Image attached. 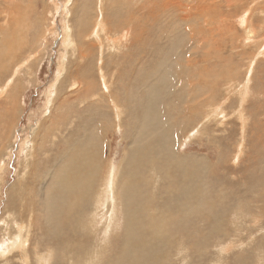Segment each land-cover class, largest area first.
<instances>
[{"label":"rangeland","instance_id":"374dc122","mask_svg":"<svg viewBox=\"0 0 264 264\" xmlns=\"http://www.w3.org/2000/svg\"><path fill=\"white\" fill-rule=\"evenodd\" d=\"M0 264H264V0H0Z\"/></svg>","mask_w":264,"mask_h":264},{"label":"bare ground","instance_id":"6f19581e","mask_svg":"<svg viewBox=\"0 0 264 264\" xmlns=\"http://www.w3.org/2000/svg\"><path fill=\"white\" fill-rule=\"evenodd\" d=\"M99 27H101V26H99ZM99 31V30H98ZM95 33V32H94ZM124 38V37H123ZM185 67V66H184ZM163 84V83H162ZM246 89V88H245ZM250 89V88H249ZM110 92L108 91L107 92V94H109ZM126 93V92H125ZM126 95H127V93H126ZM154 95V94H153ZM149 97V96H148ZM246 98V97H245ZM117 100H119V99H114L113 97H112V95L110 94V100H109V104H110V107L112 106V108H114L113 106H118L119 105V103H118V101ZM245 100V99H244ZM243 100V101H244ZM119 102H120V100H119ZM121 104V103H120ZM152 104V103H151ZM116 107H115V109H116ZM194 107H195V105H194ZM193 107V108H194ZM190 113H191V111H190ZM145 115H146V118H147V113H145ZM64 116V115H63ZM60 116L59 115H57V116H54V119H56L57 120V118H59ZM62 119V121H61V123H58V125L59 124H62V126H64V128L65 129H67L66 128V123L63 125V121H64V119H65V116L64 117H61ZM54 123H56V122H54ZM54 125H56V124H54ZM57 125V126H58ZM59 127H61V126H59ZM59 127H55L57 130L58 129H60ZM156 127V126H155ZM62 129H63V127H61ZM55 129V130H56ZM65 129H64V131H65ZM51 130L53 131L54 129H53V127H51ZM61 130V129H60ZM61 133V134H60ZM59 134H60V145L61 146H59V148H62L63 150L62 151H60L59 149H58V151H57V153H54V154H51V157L53 156V158H55L54 160H55V162L54 163H56L55 164V166H59L58 167V169L57 170H55L56 171V174L54 175V177H53V189H52V191L53 192H57V190L58 191H61L62 192V189L61 188H63V187H65L66 188V192H67V197H68V199H70V197L71 196H77V191H73V187H72V189L70 190H68L67 191V186H71V184H73L72 182H76L77 180H78V182H77V184H78V187L79 186H81L83 183H84V181L82 182V184H80V182L82 181V178L83 177H85L86 175H88V174H90L91 173V178H93V180H92V183H86L85 185H88V186H90V187H92V191H93V185H95V180H96V178H95V170L96 169H99V166H92V161H93V157H92V159L91 160H89V158H88V151H89V146H92L93 145V142L91 141V140H85L84 141V137H83V135H79L78 137H77V144H74V143H70V141L68 140V137L69 138H72L73 136H75L76 135V131L75 130H71L69 133H67V130L65 131V133L64 134H62L63 132H60ZM59 134L57 135L58 137H59ZM44 138L46 137V135H42ZM77 136V135H76ZM44 138H42V140L44 139ZM67 138V139H66ZM49 139H50V137L48 136L47 138H45V141L48 143L49 142ZM49 147V146H48ZM76 148V150H74ZM79 148V149H78ZM43 150H45V149H43ZM41 151H42V149H41ZM41 151L39 152V154H41ZM49 151L50 152H54L53 151V148H51V147H49ZM90 152V151H89ZM44 155V154H43ZM42 156V155H41ZM63 159V162L61 161ZM175 159V158H174ZM34 161H35V159H34ZM166 161V160H165ZM175 161V160H174ZM52 164V163H51ZM166 164H167V162H166ZM33 165H36V163H34L33 162ZM55 171H52V173L53 172H55ZM75 171V172H74ZM74 172V173H73ZM40 174V173H39ZM53 176V175H52ZM170 176H173V173H171V175ZM106 177H108V176H106ZM74 178V179H73ZM105 178V177H104ZM111 179H112V177H110ZM73 179V180H72ZM107 180H109V179H107ZM107 180H106V182H104V183H107ZM111 184H112V182H108V184L106 185L107 187H110L111 186ZM75 185V184H74ZM78 187H76V188H78ZM65 192V193H66ZM107 192H108V190H106V192H105V195H107ZM62 193H64V192H62ZM109 193V192H108ZM51 192H50V196H51ZM59 194V193H58ZM110 194V193H109ZM109 194H108V196H109ZM105 195H102V197H104ZM49 196V197H50ZM63 196H64V194H63ZM66 196H64V198H66ZM112 196V195H111ZM53 198V197H52ZM63 198V197H62ZM107 199H108V197H106ZM112 198H114V197H111V199ZM48 200V199H47ZM50 200V199H49ZM52 200V199H51ZM65 200V199H64ZM75 199H70L69 200V204H70V202H72V201H74ZM110 200V199H109ZM68 201V200H67ZM105 201V200H104ZM108 201V200H107ZM128 201H130V198H129V200ZM53 203H54V200L52 201ZM51 202V203H52ZM109 202V201H108ZM110 202H112V203H114L115 202V200H110ZM57 203V202H56ZM111 203V208H110V212L112 211V214L110 215V220H107V223H108V226L110 227V225H113V226H115V224H116V221H117V212H118V207H116V205H113ZM48 205V204H47ZM61 206H62V204H61ZM104 206L105 205H103V207L101 208V210H100V212H103V211H105L106 210V208H104ZM50 205H49V209H50ZM73 207V205H69L68 207H67V209H65V214H67V212L68 211H70L71 210V208ZM52 210V209H51ZM106 212V211H105ZM102 214V213H101ZM101 214H99L98 215V217H100L101 216ZM134 214V213H133ZM107 217H109L108 215H107ZM127 219V218H126ZM128 219H131L130 217H128ZM134 219V218H133ZM133 219H131L132 221H133ZM132 221H131V223H132ZM127 222H129V220L127 221ZM131 223H128V224H130L131 225ZM133 225H132V227L134 226V223H132ZM130 225H129V227H130ZM136 225H138V224H136ZM107 226V227H108ZM107 227H105V228H107ZM126 227H128V225H126ZM129 227H128V229L127 230H130L129 229ZM140 229V228H139ZM109 230V229H108ZM132 230V229H131ZM136 231V230H135ZM103 232V231H102ZM132 233H133V231H131ZM140 232V231H139ZM130 233V232H129ZM135 233V232H134ZM137 233V232H136ZM22 237H24V236H22ZM103 237H106V236H104V233H103ZM129 236H127V238H128ZM133 238V237H132ZM19 239V238H18ZM17 238L14 240L15 242L18 240ZM23 240H24V238H23ZM22 240V241H23ZM128 240H130V238H128ZM134 240H136V238H134ZM22 241L21 242H18V243H20V244H22ZM131 242H133V239H131L130 240ZM129 242V241H128ZM151 242H152V240H151ZM150 242V243H151ZM3 244V243H2ZM12 244H13V242H12ZM11 244V245H12ZM24 244H25V241H23V247H24ZM126 244H129V243H126ZM7 245V244H6ZM125 245V244H124ZM21 247V246H20ZM20 249H22V248H20ZM8 250H9V248H8ZM12 250V249H11ZM96 251V250H95ZM125 251H126V249H125ZM153 261H155V260H153ZM43 262H44V259H43Z\"/></svg>","mask_w":264,"mask_h":264}]
</instances>
